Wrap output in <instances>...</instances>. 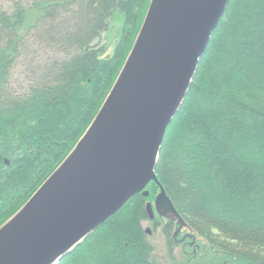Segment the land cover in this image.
Wrapping results in <instances>:
<instances>
[{"label":"trees","instance_id":"1","mask_svg":"<svg viewBox=\"0 0 264 264\" xmlns=\"http://www.w3.org/2000/svg\"><path fill=\"white\" fill-rule=\"evenodd\" d=\"M152 0H0V228L86 134L142 29ZM121 38L105 58L98 40L115 13ZM56 58L40 61V50ZM26 62L28 84L12 73ZM42 61V60H41ZM8 161L9 165L5 162ZM160 185L206 250L167 257L143 223L150 183L59 264H264V0H230L163 141ZM170 221H168L169 223ZM171 223V222H170Z\"/></svg>","mask_w":264,"mask_h":264},{"label":"water","instance_id":"2","mask_svg":"<svg viewBox=\"0 0 264 264\" xmlns=\"http://www.w3.org/2000/svg\"><path fill=\"white\" fill-rule=\"evenodd\" d=\"M229 1H151L96 119L61 166L0 228V264H59L132 198H148L150 183L160 192L154 206L146 205L149 219L155 208L159 216L176 219V234L184 229L155 169L167 130Z\"/></svg>","mask_w":264,"mask_h":264},{"label":"rangeland","instance_id":"3","mask_svg":"<svg viewBox=\"0 0 264 264\" xmlns=\"http://www.w3.org/2000/svg\"><path fill=\"white\" fill-rule=\"evenodd\" d=\"M123 24H124L123 15L118 12L115 13V15L113 16L110 22L108 31L102 35L100 40H98V45L105 49V52H106L104 56L105 58L110 57L114 53V50L116 46L118 45V42L121 38V31L123 28ZM56 56H57L56 50H53V49L40 50L38 51V54H37V58H39L38 60L40 61H37V62H46V61L48 62L54 59V57L56 58ZM28 75L29 74H28L27 63L23 61L20 62V64L15 68V70L12 73V83L14 84V88L16 90L21 91L22 89L26 87V85L28 84V80H29ZM154 202H155V199L153 202H150V203H152L154 206ZM154 211H156L155 208H154ZM160 218L163 219L162 226L165 225L166 221L170 218H171L170 221L172 224L175 223V220H176L171 214L165 217L160 216ZM175 225H176L175 228L179 227L180 229L179 223H175ZM143 227L146 230V232H147V229L151 231V234L149 236L151 237L152 242L156 245L157 257L164 260L167 257V248L165 247L164 238L160 235L161 233L158 232V230H155L154 228H152V224L149 223L148 221L143 223ZM176 236H178V234H176ZM164 237H165V234H164ZM179 239H180V236H179ZM179 247L180 246H177V253L180 250ZM205 250H202V251H205ZM202 251H199L197 252V254H194V255H201ZM234 264H237V263H234Z\"/></svg>","mask_w":264,"mask_h":264},{"label":"flooded vegetation","instance_id":"4","mask_svg":"<svg viewBox=\"0 0 264 264\" xmlns=\"http://www.w3.org/2000/svg\"><path fill=\"white\" fill-rule=\"evenodd\" d=\"M6 163V162H5ZM8 165V164H7ZM155 212V217H154V219L153 220H150L149 219V223H151L152 224V228H154L155 230H158V232H160L161 234V236L163 237L164 236V229L167 227V228H169L168 226L170 225V224H172V223H170L171 221L168 219L167 221H166V224L165 225H163L162 226V220L163 219H161L160 218V216H159V214L157 213V211H154ZM158 215V216H157ZM161 219V220H160ZM168 221H170L169 223H168ZM176 223V222H175ZM175 223H173L172 224V227H171V225H170V229L173 231L172 232V237H173V239H174V241H175V243H176V245L177 246H180V247H182V250L183 251H186V248L187 247H190L191 249H192V253L193 254H197V252H199V251H202V250H205L206 248H205V246H201V245H199L198 243H197V240H196V238H192V237H187V238H185V236H187V234H185V233H183V230L182 231H180L179 233H178V236H175V234L177 233V231H178V229H179V227H177V228H175ZM180 226V225H179ZM160 229H161V231H160ZM153 232V231H152ZM150 234H151V231H150ZM179 236H180V239H179ZM184 238H185V240H184ZM194 239H195V244H193V241H194Z\"/></svg>","mask_w":264,"mask_h":264}]
</instances>
